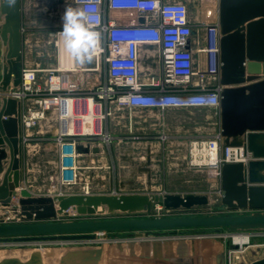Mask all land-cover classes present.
Wrapping results in <instances>:
<instances>
[{
	"label": "water",
	"instance_id": "95a60500",
	"mask_svg": "<svg viewBox=\"0 0 264 264\" xmlns=\"http://www.w3.org/2000/svg\"><path fill=\"white\" fill-rule=\"evenodd\" d=\"M0 0V89L17 87L22 68V8ZM143 17L138 22L143 23ZM220 85L217 124L220 156L227 147H242L246 163L222 162L215 203L207 192H154L109 194H33L23 183L21 101L2 97L0 102V210L19 222H4L0 240L16 242L68 241L103 238L125 232L126 241L113 244L114 264H202L198 238L179 237L182 229L219 231L264 228V0H217ZM79 154H98V146L76 144ZM156 204L176 215L151 216ZM100 207L101 211H97ZM72 208L88 219L60 220ZM213 208L214 215L195 214ZM145 210V217L98 218L105 211L124 215ZM237 211L230 213L229 211ZM209 242L212 240H208ZM202 242H205V240ZM232 264H264V246L248 245ZM108 248L66 249L56 264H102ZM220 245L210 262L225 264ZM119 259V260H117ZM0 264H44L40 251L26 256L9 254Z\"/></svg>",
	"mask_w": 264,
	"mask_h": 264
},
{
	"label": "built area",
	"instance_id": "2783aa9c",
	"mask_svg": "<svg viewBox=\"0 0 264 264\" xmlns=\"http://www.w3.org/2000/svg\"><path fill=\"white\" fill-rule=\"evenodd\" d=\"M188 1L72 0L75 8L86 12L88 23L101 33L100 46L92 59L94 65L83 70L78 66L63 70L59 62L45 69L22 66L19 86L0 89V102L2 97L21 101L23 143L29 139L31 142L29 132L33 127L48 114L54 116L57 133L53 143L60 184L73 186L78 182V159L82 154L76 152V144L108 146L115 140L103 123L117 110L154 109L163 113L169 109L207 108L217 113L221 88L217 0H198L212 3L215 14L211 21L199 23L202 34L196 38H193ZM106 11L119 16L105 20ZM139 17H143V23L138 22ZM143 46L155 48L153 59L150 52L149 58L144 57ZM145 59H149V64H142ZM84 83L91 87L84 90ZM27 100L34 106L25 110ZM86 114L91 115L90 120H85L87 131L74 132L73 122L84 124ZM69 115L71 120L65 125L61 123ZM203 144L210 146L207 156L215 158L218 180L222 162L245 163L249 156H243L242 147H227L221 158L217 130L210 137L194 138L189 144L191 164L200 165L194 161L192 151L194 146L201 150ZM80 193L86 192L83 189ZM155 208L164 210L159 204ZM16 218L11 221L9 215H4V222H19ZM89 240L55 242L85 246ZM24 243L32 242L0 240V247Z\"/></svg>",
	"mask_w": 264,
	"mask_h": 264
},
{
	"label": "rangeland",
	"instance_id": "374dc122",
	"mask_svg": "<svg viewBox=\"0 0 264 264\" xmlns=\"http://www.w3.org/2000/svg\"><path fill=\"white\" fill-rule=\"evenodd\" d=\"M68 6L75 8L70 0H40L38 2L36 0L32 7V14L41 20L36 25L39 28H44L41 30V34L44 36H49L50 33L56 35V32L62 30V17ZM213 9L214 5L209 2L190 0L189 3L190 16L195 19L198 16L201 23L211 21V11ZM48 38L51 42L48 45V47L50 46V55L35 56L42 67L56 62V37L52 35ZM90 87L86 83L82 85L84 90ZM117 112L120 119H116L113 117L114 115H111L103 123L115 140L108 146H104L101 154L95 155L89 160V168L81 171L77 184L73 186L60 184L56 175L54 147H51L52 145L41 147L38 145L25 151L27 159L23 163L24 185H29L34 193L47 195L80 193V190H83L85 186L88 187L90 194L207 192L212 196L211 203H215V195L219 194L218 177L212 179L210 176L209 170L212 167L205 164L194 165L190 163L189 145L194 140L192 136L198 134L201 137H210L217 131V125L214 123L218 114L214 110L189 108L167 110L161 113L143 109H121ZM194 122L197 123L196 127ZM56 124L55 119L48 122V125L54 128H57ZM195 130L197 133L194 132ZM155 150L159 152L153 154ZM229 212L236 213L237 211ZM244 212L264 213V209ZM194 213L201 215L218 214L213 208H206ZM75 214L65 211L58 218L60 220L89 218ZM158 214L176 215L171 212L167 213L164 210H157L154 206L150 215L156 216ZM146 215L145 210L132 211L124 215H114L105 211L97 217H145ZM16 219V216L11 217V221H16ZM177 234L179 237H199V239L203 237L212 240L210 242L208 240L201 241L198 245L199 254L203 260L202 264H215L213 261L210 262L209 256L220 249V245L224 248L225 264H232L237 255L235 254V258H230V251H235L230 247L234 244L232 242L234 235L248 236L246 243L241 246L235 244L239 246L240 251H243L248 245L264 246V228L237 230L223 228L219 231L182 229L177 231ZM127 237L125 232L107 233L103 238L90 239L89 244L85 246L51 241L24 243L22 245L12 244L3 248L0 247V258L9 254L26 256L30 251L41 250L45 253L44 257L42 256L44 264H56L58 258L56 256H60L68 248L103 246L106 249L113 241H126ZM233 251H231V254ZM48 259L50 260L48 261ZM114 259L112 254L106 253L101 263L114 264ZM132 263L136 264V262Z\"/></svg>",
	"mask_w": 264,
	"mask_h": 264
},
{
	"label": "crops",
	"instance_id": "0c3cea01",
	"mask_svg": "<svg viewBox=\"0 0 264 264\" xmlns=\"http://www.w3.org/2000/svg\"><path fill=\"white\" fill-rule=\"evenodd\" d=\"M38 1H40V0H37V2ZM70 2L73 5L72 0H70ZM34 3H36V0H22L21 1V8H22V57H23L22 66L23 67H31V68H37L38 67V68L45 69V68H48L49 66H53L55 63L59 62V60H58L59 59V53H58V49H57L56 45H55V48H56V53L58 55L56 57V62L55 63L47 65L46 67H42L38 63V60H37V58L35 56H42L43 57L44 55H50V48H49L50 46L48 47V45L51 42H50L48 37L53 35V37L55 36L56 39H57V35H54V34L50 33L49 36H44L43 34H41V30H43L44 28H42V27L39 28V27L36 26L38 21L40 22L41 20L39 18H37V16L32 14V11H33L32 7H33ZM189 3H190V1H188V5H189ZM213 13L214 12L211 11L212 18L214 17V14H215V13L214 14ZM117 16H119V15H117V14H115L113 12L106 11L104 19L105 20L115 19ZM122 17H124V16L122 15ZM190 17H191V22H192L193 31H194L193 38H196L197 36H201L202 30L199 27L200 21L198 19V16L196 17L197 19H195L192 16H190ZM142 50L145 52V54H144L145 58H149L148 57L149 56L148 52H150V54H151L150 59L154 58V56H155V48L154 47H152V46H143ZM148 61H149V59H145V60L142 61V64H144V65L149 64ZM76 63L78 65V67L80 66L79 68L91 67V66L94 65L93 60L90 63H87V64H79L78 62H76ZM82 75H86V73H84V74L82 73ZM90 75L92 76L93 74L90 73ZM102 76H103V74H102ZM95 78H96V74H95V77L93 78V80H95ZM33 106H34V103L31 100L25 101V110H28V108H33ZM187 109H189V108H187ZM143 110H147V109H143ZM172 110H180V109H169L168 111H172ZM149 111L158 112L157 110H154V109L153 110H149ZM113 115H114L113 116L114 118L120 119L119 113L117 111H115ZM52 119H54V116L50 113V114H48L46 116L45 120H42L41 122H39L37 124V126L33 127L31 129V131L29 132V134L31 133V138L32 139H31V142H28L30 140L29 139V140H26V142L23 143V149H24V152H23V163L27 159L26 158L27 154H26L25 151H27L28 148L32 149L33 146H38V145L40 147L44 146V145L45 146L52 145L51 147H54V149H55V145L53 143V140L55 139V135L57 133V129L54 128L51 125L50 126L48 125V122L49 121L51 122ZM216 121H215L214 124L217 125V130H218V124L216 123ZM194 125L196 127L197 123L194 122ZM194 132L197 133L196 130ZM192 137L193 138L201 137V135L196 134V135H194ZM150 145H152V144H150ZM92 146H98V148L100 150V152L98 154H101L102 149L104 148V146L101 145V144H94L93 143ZM156 151L157 150L153 151V154H156V153L159 152V151H157V152ZM98 154H93V153L90 152V153H83L82 155H80V157L78 159L79 168H80V170H79L80 176H81V171L82 170L84 171L85 169L89 168L88 167V163L90 162L89 160L92 159L95 155H98ZM250 159H251V157H250V154H249L246 162L248 160H250ZM23 176H24V172H23ZM80 176H79V178H80ZM23 183H24V179H23ZM25 186L31 191L29 185H25ZM69 190H71V188H69ZM81 190H80V192H81ZM31 192L33 194H38V193H34V190H32ZM98 210H100L99 207H98ZM68 211H69V213H72L71 209L68 210ZM0 215H9V217L13 216L12 214H8V213L5 214L1 210H0ZM59 216H61V215H58V217Z\"/></svg>",
	"mask_w": 264,
	"mask_h": 264
},
{
	"label": "clouds",
	"instance_id": "9594fccd",
	"mask_svg": "<svg viewBox=\"0 0 264 264\" xmlns=\"http://www.w3.org/2000/svg\"><path fill=\"white\" fill-rule=\"evenodd\" d=\"M15 8L16 0H4V6ZM59 36L64 51L80 64L90 63L101 43V33L88 23L86 12L68 6L62 17Z\"/></svg>",
	"mask_w": 264,
	"mask_h": 264
},
{
	"label": "bare ground",
	"instance_id": "6f19581e",
	"mask_svg": "<svg viewBox=\"0 0 264 264\" xmlns=\"http://www.w3.org/2000/svg\"><path fill=\"white\" fill-rule=\"evenodd\" d=\"M56 47L58 49V53H59V65L63 67V70H70L72 69V67H77V63L75 60H73L69 55L66 54V52L64 51V48H63V43H62V40L59 36V34L57 35V39H56ZM58 55V54H57ZM80 64V63H79ZM80 67V66H79ZM81 70H83V68H81ZM89 105H91V102L88 103ZM91 118V115L90 114H86L84 115V124L82 125H78L76 122H73V126H74V132H77V131H81V132H85L87 131L88 129V125L85 124V120H90ZM71 118H70V115L69 116H66L65 118L63 117L61 119V123H63L64 125L66 124V122L70 121ZM73 121V120H72ZM70 130V127L68 128ZM209 144H203L202 146V149L200 150L198 147L194 146L193 148V157H194V161L197 162L198 164H205V165H208L209 167H212L210 168L209 170V174L210 176L212 177V179L215 177H217V173H218V170L216 169V161H215V158L214 157H209L207 156V153L209 152V147L208 146ZM200 155V156H198ZM77 184V183H76ZM88 187L85 186L84 188V192H86L85 194H87L88 192ZM84 194V193H83ZM100 208V207H99ZM72 210V213L75 212L76 213V210L75 209H72V208H69L67 209L68 210ZM97 211H101V208L100 210H98L97 208ZM186 238V237H185ZM198 238V242H201L202 240H211L209 238H203V237H196ZM188 239V238H186ZM248 241V236L246 235H234L233 236V243L234 244H238V245H242L243 243H246ZM115 243V241H113L111 244H109L108 246V254H112V257L115 258L116 254L113 255L112 251H113V244ZM44 250V249H43ZM46 250V249H45ZM55 250V249H54ZM57 250V249H56ZM41 252V250H38ZM61 251V250H60ZM233 251V250H231ZM231 251H230V258L231 257H234L235 256V252H237L236 250L233 251V253L231 254ZM48 252V251H47ZM53 252V251H52ZM51 254V252H49ZM42 256L44 257V254L43 252H41ZM59 255V254H58ZM56 257H59V256H56ZM118 257V256H116ZM50 259H48L49 261Z\"/></svg>",
	"mask_w": 264,
	"mask_h": 264
},
{
	"label": "trees",
	"instance_id": "16d2710c",
	"mask_svg": "<svg viewBox=\"0 0 264 264\" xmlns=\"http://www.w3.org/2000/svg\"><path fill=\"white\" fill-rule=\"evenodd\" d=\"M196 229H199V228H196ZM200 230H205V229H200ZM208 230V229H207ZM210 230H212V229H210Z\"/></svg>",
	"mask_w": 264,
	"mask_h": 264
}]
</instances>
